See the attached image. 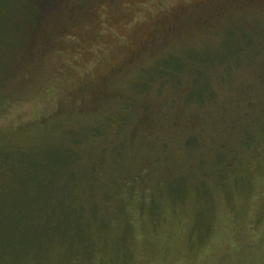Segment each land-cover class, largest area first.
<instances>
[{"label": "rangeland", "instance_id": "374dc122", "mask_svg": "<svg viewBox=\"0 0 264 264\" xmlns=\"http://www.w3.org/2000/svg\"><path fill=\"white\" fill-rule=\"evenodd\" d=\"M0 264H264V0H0Z\"/></svg>", "mask_w": 264, "mask_h": 264}, {"label": "trees", "instance_id": "16d2710c", "mask_svg": "<svg viewBox=\"0 0 264 264\" xmlns=\"http://www.w3.org/2000/svg\"><path fill=\"white\" fill-rule=\"evenodd\" d=\"M36 20H37V17L35 18V19H33V21H32V24H36ZM18 27V26H17ZM69 158H70V161L72 160L73 161V159L75 158V156L73 157L72 156V154H69ZM55 183V185H54V187L55 188H58L59 186L56 184V182H54ZM83 241H84V239H82ZM71 242H73L72 240H70ZM86 241V240H85ZM74 243V242H73ZM82 244V243H81ZM96 244V243H95ZM95 244H93V243H91V244H89L88 246H87V248H89L90 250H93L94 249V247H95Z\"/></svg>", "mask_w": 264, "mask_h": 264}]
</instances>
